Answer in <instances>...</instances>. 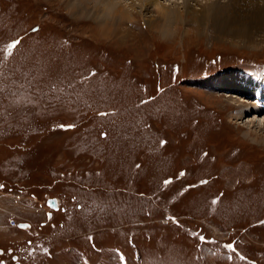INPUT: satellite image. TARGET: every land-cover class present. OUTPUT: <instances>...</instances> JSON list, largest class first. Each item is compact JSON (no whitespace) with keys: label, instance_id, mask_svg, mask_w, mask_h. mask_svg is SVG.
<instances>
[{"label":"rangeland","instance_id":"rangeland-1","mask_svg":"<svg viewBox=\"0 0 264 264\" xmlns=\"http://www.w3.org/2000/svg\"><path fill=\"white\" fill-rule=\"evenodd\" d=\"M145 11L121 38L0 0V264H264V139L202 84L264 69V36L164 39Z\"/></svg>","mask_w":264,"mask_h":264},{"label":"bare ground","instance_id":"bare-ground-1","mask_svg":"<svg viewBox=\"0 0 264 264\" xmlns=\"http://www.w3.org/2000/svg\"><path fill=\"white\" fill-rule=\"evenodd\" d=\"M135 1L66 0L73 16L78 14L95 16L94 12H97L102 14L98 15V22L101 26H114L115 28L116 24V29L120 26L124 27L122 30L115 29L116 34L121 38L130 34L125 29L127 26L125 27L122 24L135 22V12H140L141 16H143L148 8L154 15L149 19H144L146 21L144 23L147 27L154 29L164 39L175 34L180 28L183 29L185 35L195 33L199 35L206 34L208 35L207 37H210L214 34L216 35L215 39L224 41L228 37L234 38L238 34L241 36H253L254 34H258L261 37L264 36V0H168L167 3L161 0H138L137 3ZM136 4L141 9L137 10ZM226 14L227 18H224ZM252 32L254 34H251ZM255 38L258 39L259 37ZM250 39L252 40L253 38ZM227 42L232 43L233 41L227 40ZM256 42L257 40L253 44H256ZM208 79L204 80L202 84L209 85L210 87L208 88L221 91L226 96H231L237 106H242L241 110L239 109L237 120H242V113L246 111H251L254 114L251 115L253 118L250 117L245 122L247 128L243 131V135L251 137L250 135L253 134L251 139L254 141L262 136L260 139L263 140L264 97L257 102L254 101L255 103L251 99L254 95V88L257 89L261 85L258 84L255 87L251 83L252 78H247V76L241 75L239 72H226V74L215 75V78ZM260 115L262 120L259 118ZM49 207L55 208L51 205Z\"/></svg>","mask_w":264,"mask_h":264},{"label":"snow or ice","instance_id":"snow-or-ice-1","mask_svg":"<svg viewBox=\"0 0 264 264\" xmlns=\"http://www.w3.org/2000/svg\"><path fill=\"white\" fill-rule=\"evenodd\" d=\"M34 31H35V29H34ZM18 43H19V41H13V42H11V43L8 45V50H9V52H11V50L14 49ZM105 135H106V134H105ZM180 175L183 176L184 173L182 172V173H180ZM170 182H171V181H169V180H165V181H164L165 184H168V183H170ZM201 183H206V181H201ZM0 187H2V186H0ZM216 202H217L216 200H213V201H212V203H216ZM261 223H264V221H262ZM22 227H23V226H22ZM199 239H200L201 241H203V240H205V237L200 236ZM29 243H31V242H29ZM227 247H228V248H233V245H232V244H229V245H227ZM45 251H47V250L45 249ZM240 258H241V259H245V257H243V256H241ZM121 260H123V256H121Z\"/></svg>","mask_w":264,"mask_h":264},{"label":"water","instance_id":"water-1","mask_svg":"<svg viewBox=\"0 0 264 264\" xmlns=\"http://www.w3.org/2000/svg\"><path fill=\"white\" fill-rule=\"evenodd\" d=\"M47 203L52 207H55V200L53 197L47 199Z\"/></svg>","mask_w":264,"mask_h":264}]
</instances>
